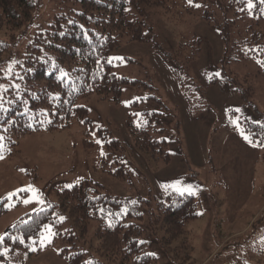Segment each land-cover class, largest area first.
<instances>
[{
    "label": "rangeland",
    "instance_id": "374dc122",
    "mask_svg": "<svg viewBox=\"0 0 264 264\" xmlns=\"http://www.w3.org/2000/svg\"><path fill=\"white\" fill-rule=\"evenodd\" d=\"M221 2L143 6L140 19L153 40L123 36L107 56L113 72L132 81L123 84L119 101L95 94L79 97L76 103L87 108L90 125L72 121L63 130L23 136L16 153L3 148L0 237L30 212L55 202L58 189L86 179L99 192L128 199L114 218L140 227L139 240L156 264H264V142L243 138L249 137L243 123L264 122V58L252 39L264 30V3L263 10L239 13L227 46L221 28L232 9L227 14ZM79 11L78 0H40L31 20L13 32L15 47L0 61V97L5 101L0 108L11 107L5 89L10 75L17 76V62L28 44L54 16ZM195 37L200 39L197 55ZM151 112L158 113L160 124L154 117L147 120ZM129 120L133 126L148 123L150 136L164 139L168 161H154L137 148ZM119 166L123 177L107 171ZM188 186L199 216L186 224L190 253L181 262L162 246L163 231H153L149 217L169 191L181 193L178 189ZM96 224L89 221L86 237L75 240L74 251L97 256ZM68 228V221L59 232L45 225L37 243L7 253L0 264H67Z\"/></svg>",
    "mask_w": 264,
    "mask_h": 264
},
{
    "label": "trees",
    "instance_id": "16d2710c",
    "mask_svg": "<svg viewBox=\"0 0 264 264\" xmlns=\"http://www.w3.org/2000/svg\"><path fill=\"white\" fill-rule=\"evenodd\" d=\"M78 1L79 12L54 16L45 30L35 36L17 62V76L14 73L9 77L10 84L5 92H10L7 97L11 107L0 108V131L4 132L0 137H3L1 142L7 154L18 151L19 140L25 135L41 130H63L70 127L72 121L90 125L87 108L76 103L79 97L95 94L103 100L119 101L123 84L132 81L113 72L108 54L119 46L123 36L138 42L153 40L151 30L145 29L140 19L143 6L177 7V0ZM221 1L220 6L223 5L227 14L232 9V17L226 15L225 27L221 28L228 46L233 29H237L238 15L249 9V0ZM250 2L253 4L251 10H263L261 0ZM39 4L40 0H0V61L15 47L13 32L31 20ZM256 36L257 40L252 39L257 45V55L264 58V30ZM194 43L193 54L197 55L200 39L195 37ZM46 53L53 59L42 55ZM59 71L67 75L58 77ZM3 103L0 97V104ZM147 116V120L154 117L160 124L158 113H147ZM127 125L139 150L154 161H168L164 139L152 138L148 123L133 126L129 120ZM243 125L252 142H264V122ZM112 142L118 144L116 140ZM107 171L117 177L124 176L121 166ZM127 200L99 192L86 179L58 189L55 202L30 212L7 230L0 242V253L27 250L32 243H37L45 225L57 230L61 223L68 221L67 252L63 254L67 264H156L155 256L144 251L139 240L140 227L114 218L115 210ZM197 205L193 195L169 191L158 203V211L151 213L153 218L149 217L153 231L157 227L162 229L160 243L174 260L186 262L189 258L186 224L199 216ZM91 219L97 221L94 231L97 256L89 258L86 252L74 249L76 239H85ZM0 259L4 260L5 255H0Z\"/></svg>",
    "mask_w": 264,
    "mask_h": 264
},
{
    "label": "snow or ice",
    "instance_id": "6c2138e0",
    "mask_svg": "<svg viewBox=\"0 0 264 264\" xmlns=\"http://www.w3.org/2000/svg\"><path fill=\"white\" fill-rule=\"evenodd\" d=\"M189 3L191 4L192 3V0H189ZM261 3H264V0H261ZM193 6H195V7H200V5H198V4H196V5H193ZM247 7L249 8V9H251L252 7H253V4L250 2V0H249V2H248V4H247ZM262 66H264V64H262ZM67 75V73H64V72H61V78H63L64 76H66ZM216 75L217 76H219L220 74L219 73H216ZM236 111H239V109H237ZM234 123H235V121H234ZM242 135H243V133H242ZM246 141H249V137L247 136V135H244V137H243ZM3 140V137H0V141H2ZM250 143H251V141H249ZM97 143H100V141H97ZM253 146H255V145H253ZM2 150H3V144L2 143H0V159H2L3 158V155H2ZM103 154V153H102ZM179 191H181V194H183L184 192H187L189 195H194L195 193L193 192V190H192V186H188L187 188H184V189H178ZM9 198H11V196L9 197ZM111 226V225H110ZM50 231V230H49ZM3 241V237H0V242H2ZM22 242V241H21ZM141 243H143V242H141ZM6 252H7V250H5L4 252H2V253H0V255H6Z\"/></svg>",
    "mask_w": 264,
    "mask_h": 264
}]
</instances>
